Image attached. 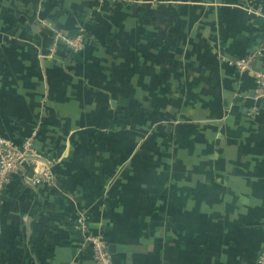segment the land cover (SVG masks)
I'll return each mask as SVG.
<instances>
[{"label":"crops","instance_id":"0c3cea01","mask_svg":"<svg viewBox=\"0 0 264 264\" xmlns=\"http://www.w3.org/2000/svg\"><path fill=\"white\" fill-rule=\"evenodd\" d=\"M261 12L264 0H0V135L36 130L55 175L12 178L0 264H95L80 214L114 264H256L264 99L230 60L263 40ZM79 35L80 53L62 39Z\"/></svg>","mask_w":264,"mask_h":264},{"label":"built area","instance_id":"2783aa9c","mask_svg":"<svg viewBox=\"0 0 264 264\" xmlns=\"http://www.w3.org/2000/svg\"><path fill=\"white\" fill-rule=\"evenodd\" d=\"M119 1V0H101ZM264 17V13H260ZM65 46L76 52H81L84 48V36L77 37L62 36ZM261 59L264 65V38L254 49L244 57L230 60L237 75H243L248 71L254 73L256 96L264 99V68H255L253 62ZM37 131L34 130L26 136L21 144H15L10 138L0 135V207L3 203L4 194L16 174L29 179L33 184H52L55 175L52 171V159L44 156L36 146ZM40 161L43 166L40 167ZM76 227L79 230L82 243L91 246V252L95 264H114L107 241L102 233L91 229L84 214H80L76 219ZM256 264H264V248L257 257Z\"/></svg>","mask_w":264,"mask_h":264}]
</instances>
